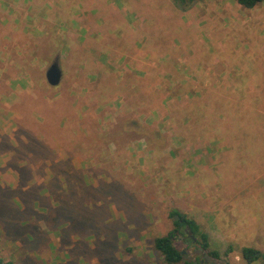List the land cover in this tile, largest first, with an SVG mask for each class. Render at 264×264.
<instances>
[{
  "label": "rangeland",
  "instance_id": "374dc122",
  "mask_svg": "<svg viewBox=\"0 0 264 264\" xmlns=\"http://www.w3.org/2000/svg\"><path fill=\"white\" fill-rule=\"evenodd\" d=\"M263 172L264 4L0 0V259L248 264Z\"/></svg>",
  "mask_w": 264,
  "mask_h": 264
},
{
  "label": "trees",
  "instance_id": "16d2710c",
  "mask_svg": "<svg viewBox=\"0 0 264 264\" xmlns=\"http://www.w3.org/2000/svg\"><path fill=\"white\" fill-rule=\"evenodd\" d=\"M173 1L179 8H186L196 1L201 0H171ZM218 1H226V0H218ZM241 7L245 9H253L254 7L264 4V0H232ZM175 216L178 217L179 220H174V230L171 231L166 236L157 237L154 239V249L160 254L162 260L165 264H179L182 261V252L177 249L174 245L175 238L185 237L186 229L193 236L199 235L201 238V246L204 250H208V236L202 232H200L198 225L193 221L188 219L186 216L174 213ZM184 230V231H183ZM189 243H193V237H185ZM209 254L213 257H218L216 252H209ZM241 257L246 261V263L251 264L255 261L262 260L264 264V254L260 253L258 250L253 248H243L241 250ZM0 264H15L12 261H4L0 259Z\"/></svg>",
  "mask_w": 264,
  "mask_h": 264
},
{
  "label": "crops",
  "instance_id": "0c3cea01",
  "mask_svg": "<svg viewBox=\"0 0 264 264\" xmlns=\"http://www.w3.org/2000/svg\"><path fill=\"white\" fill-rule=\"evenodd\" d=\"M249 186L251 187V195L255 196L257 200H263L258 205L261 206V209H264V175L258 174L249 182Z\"/></svg>",
  "mask_w": 264,
  "mask_h": 264
},
{
  "label": "water",
  "instance_id": "95a60500",
  "mask_svg": "<svg viewBox=\"0 0 264 264\" xmlns=\"http://www.w3.org/2000/svg\"><path fill=\"white\" fill-rule=\"evenodd\" d=\"M45 79L48 85H50L51 87H57L60 84L62 80V72L57 60H55L46 70ZM177 218L178 217L175 216V220Z\"/></svg>",
  "mask_w": 264,
  "mask_h": 264
}]
</instances>
